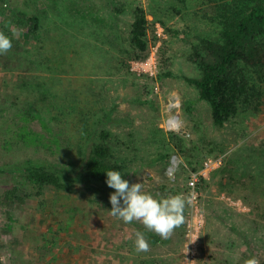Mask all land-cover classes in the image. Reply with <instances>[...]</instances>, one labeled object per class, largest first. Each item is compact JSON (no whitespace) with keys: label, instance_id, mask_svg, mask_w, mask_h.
I'll list each match as a JSON object with an SVG mask.
<instances>
[{"label":"rangeland","instance_id":"obj_1","mask_svg":"<svg viewBox=\"0 0 264 264\" xmlns=\"http://www.w3.org/2000/svg\"><path fill=\"white\" fill-rule=\"evenodd\" d=\"M206 1L0 0L13 44L0 54V264H264V104L216 124L187 80L193 43L221 31ZM138 8L143 58L131 42ZM32 14L40 28L26 38ZM104 133L130 185L193 198L169 239L113 217L106 181L83 175L67 189L24 170L46 158L81 178Z\"/></svg>","mask_w":264,"mask_h":264},{"label":"trees","instance_id":"obj_2","mask_svg":"<svg viewBox=\"0 0 264 264\" xmlns=\"http://www.w3.org/2000/svg\"><path fill=\"white\" fill-rule=\"evenodd\" d=\"M208 1L214 4V20L219 21L221 31L202 36L193 43L190 59L198 75L187 80L210 103L213 120L221 125L240 112L258 109L264 104V0ZM28 19L32 24L22 29L26 38L40 28L37 14ZM148 23L145 10L138 8L131 28L133 53L137 58L148 54ZM102 135L101 140L91 142L81 178L77 177L80 173L73 175L46 158L29 161L24 170L34 181L67 189L84 179L83 175L102 181H107L108 170H118L123 175L126 164L120 158L121 151L113 148L106 133ZM110 189L114 188H107L106 192ZM261 216L264 219V212Z\"/></svg>","mask_w":264,"mask_h":264},{"label":"clouds","instance_id":"obj_3","mask_svg":"<svg viewBox=\"0 0 264 264\" xmlns=\"http://www.w3.org/2000/svg\"><path fill=\"white\" fill-rule=\"evenodd\" d=\"M12 47L11 38L0 31V54L7 53ZM106 174V183L115 189V192L110 195L113 217H118L125 223L139 221L163 239H169L176 228L185 224L184 211L186 206L193 202L191 196L186 198L183 194H176L157 198L143 190V183L130 185L128 180L122 178L118 170H108ZM135 247L137 252L150 250V244L142 232H136ZM245 264H259V262L253 257L247 259Z\"/></svg>","mask_w":264,"mask_h":264},{"label":"built area","instance_id":"obj_4","mask_svg":"<svg viewBox=\"0 0 264 264\" xmlns=\"http://www.w3.org/2000/svg\"><path fill=\"white\" fill-rule=\"evenodd\" d=\"M169 124H170V126H175V127H177V125H176V124H174V122H173V121H171V120H169ZM191 184H192V185H194V184H195V181H194V180H192V181H191Z\"/></svg>","mask_w":264,"mask_h":264},{"label":"crops","instance_id":"obj_5","mask_svg":"<svg viewBox=\"0 0 264 264\" xmlns=\"http://www.w3.org/2000/svg\"><path fill=\"white\" fill-rule=\"evenodd\" d=\"M144 234H145V232H144ZM230 263H231V262H230ZM230 263L224 262L223 264H230Z\"/></svg>","mask_w":264,"mask_h":264}]
</instances>
